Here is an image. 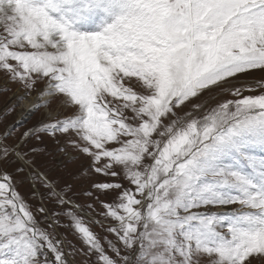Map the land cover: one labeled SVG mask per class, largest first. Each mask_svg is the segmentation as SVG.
<instances>
[{"label": "snow or ice", "instance_id": "obj_1", "mask_svg": "<svg viewBox=\"0 0 264 264\" xmlns=\"http://www.w3.org/2000/svg\"><path fill=\"white\" fill-rule=\"evenodd\" d=\"M9 92L0 264H264V0H0Z\"/></svg>", "mask_w": 264, "mask_h": 264}, {"label": "rangeland", "instance_id": "obj_2", "mask_svg": "<svg viewBox=\"0 0 264 264\" xmlns=\"http://www.w3.org/2000/svg\"><path fill=\"white\" fill-rule=\"evenodd\" d=\"M259 75V74H257ZM12 93L9 92L7 94H0V110L3 109L4 107V103L11 97ZM25 103V101L23 103H21V105L16 109V111L14 113H12L11 115L8 116V121L12 122V121H18L23 119V117L21 116V113L25 110V105H23ZM40 113L36 112L33 113L30 116H27V118L24 120V124L23 127H28L31 125V123H33L36 119L39 118ZM20 130H23L22 128ZM90 227L93 228V231L97 232L98 234L102 231L99 226H92L89 225Z\"/></svg>", "mask_w": 264, "mask_h": 264}, {"label": "bare ground", "instance_id": "obj_3", "mask_svg": "<svg viewBox=\"0 0 264 264\" xmlns=\"http://www.w3.org/2000/svg\"><path fill=\"white\" fill-rule=\"evenodd\" d=\"M23 105H25V108L24 109H27L29 107V102L28 101H25V103Z\"/></svg>", "mask_w": 264, "mask_h": 264}]
</instances>
